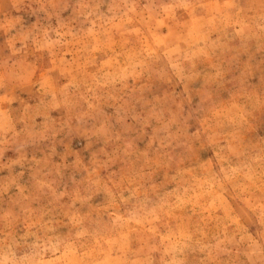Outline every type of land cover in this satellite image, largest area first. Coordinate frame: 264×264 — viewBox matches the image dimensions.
I'll use <instances>...</instances> for the list:
<instances>
[{
	"label": "rangeland",
	"instance_id": "rangeland-1",
	"mask_svg": "<svg viewBox=\"0 0 264 264\" xmlns=\"http://www.w3.org/2000/svg\"><path fill=\"white\" fill-rule=\"evenodd\" d=\"M0 85V264H264V0H0Z\"/></svg>",
	"mask_w": 264,
	"mask_h": 264
},
{
	"label": "clouds",
	"instance_id": "clouds-1",
	"mask_svg": "<svg viewBox=\"0 0 264 264\" xmlns=\"http://www.w3.org/2000/svg\"><path fill=\"white\" fill-rule=\"evenodd\" d=\"M2 87H3V86L0 85V88H2ZM6 99H7L6 94H5V95H0V102L4 101V100H6ZM16 99H19V97H16ZM0 114H3L2 110H0ZM5 131H7V127H6V126H5ZM3 219H5V217L0 216V220H3Z\"/></svg>",
	"mask_w": 264,
	"mask_h": 264
}]
</instances>
